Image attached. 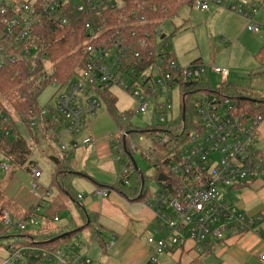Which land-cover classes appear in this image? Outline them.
<instances>
[{"label":"built area","instance_id":"built-area-1","mask_svg":"<svg viewBox=\"0 0 264 264\" xmlns=\"http://www.w3.org/2000/svg\"><path fill=\"white\" fill-rule=\"evenodd\" d=\"M151 1L21 0L3 6L0 10L3 24L0 73L6 67L23 64L18 75L26 85H31V90L28 95L20 93V98L35 93L36 101L29 110L15 111L9 104L0 105V145L10 137L11 126L17 118L29 126L46 127L60 152L76 150L79 147L76 142L68 148L55 130L64 127L67 136H75L83 129L85 117L96 114L99 102L88 97L80 102L85 90H104L116 85L136 103L134 113L144 115L151 107L156 123H151L148 131L139 137V141L143 136L148 137V150L143 151L135 143L131 129H127L131 123L125 114L119 116L122 126L110 137V143L114 161L121 162L117 181L123 185L129 184L138 154L156 170L159 189L150 196L148 205L165 231L159 239L147 240L152 250L148 263L156 264V256L175 250L183 234L198 248L208 242L225 240V234L231 230H235L236 236L247 232L260 235L258 228L264 218L246 216L226 200L225 191L242 188L253 180L264 181V154L253 148L258 130L264 125V100L261 98L241 107L223 90L227 84L226 69L199 63L182 68L173 58H167L168 45L162 41L166 36L163 31L166 19H155L157 6ZM190 7L203 13L215 8L238 15L247 21L245 29L252 34H258L262 27L253 17L260 8L264 10V0H191ZM160 8L163 12L167 10L166 6ZM68 9L92 17L84 24L87 43L82 47L83 67L69 81L59 85L45 69L42 59L46 57L39 59L40 69L37 70L34 62L38 57L31 56L24 43L42 17L66 25ZM28 63L31 66H27ZM208 72L222 82L211 87V91L202 88L192 94L180 92L178 112L174 114L168 104L172 100L171 90L196 86ZM43 83L63 88L53 107L37 106ZM190 95L194 105L185 123L184 102ZM180 115V122L176 124ZM92 143L93 139L85 138L80 144ZM0 171L11 172L8 156L0 159ZM40 176L39 168L32 169L30 191L38 197V203L30 215L12 221L9 213L0 208V229L23 232L29 226H37L36 215L51 196L49 189L38 193ZM108 193V189L98 188L92 195L107 198ZM82 199V195H77L78 201ZM7 250L8 256L1 264H38L42 256L54 258L58 264H92L88 259L67 256L52 248L10 243ZM259 260L264 263V253L259 255Z\"/></svg>","mask_w":264,"mask_h":264},{"label":"crops","instance_id":"crops-1","mask_svg":"<svg viewBox=\"0 0 264 264\" xmlns=\"http://www.w3.org/2000/svg\"><path fill=\"white\" fill-rule=\"evenodd\" d=\"M210 11L218 12L221 10L212 8ZM262 47L264 45L258 51ZM170 54L174 59L173 52H170ZM194 63L202 64L198 60H194L191 64ZM258 66L260 65L258 64ZM260 73L257 72L255 74L259 75ZM210 75L214 74L207 73L203 75L201 83H206L209 87H213L209 81ZM228 84L230 85V83L226 85ZM230 87L233 86L230 85ZM99 92L97 90H85L80 102L89 93L101 96ZM106 92L109 94L107 90ZM231 93L229 88L228 94L233 96ZM109 95L112 96L111 94ZM260 98L259 100H261ZM55 102H48L44 107H53ZM107 114L115 124L116 130L114 132L111 131V121L108 120L106 114L104 117L99 118L97 122H89L85 119L83 129L75 136H67L64 127L56 129L55 134L60 137L63 144L68 148L73 142L79 145L76 150H69L66 153L60 152L54 143V136L46 127L39 124L29 126L26 123L20 122L17 118L15 119L17 122L12 124L11 132L12 127L17 126L23 139H28L27 141L29 142L26 141L27 146L33 144L38 149V152L47 154L51 164V183L46 188L39 183V180L38 183L41 190L49 189L51 196L45 205L41 207L40 213L36 215L37 226H29L23 232L16 230L9 231V235L13 234L11 237L5 236V238L0 239V252L3 251L5 253L4 257H0V264L8 256L7 246L10 243L38 249L52 248L63 252L67 256L75 255L88 259L92 264H149L152 250L147 240L148 238L159 239L164 235L165 231L161 228L159 222L155 220L154 213L149 208L147 190L144 197L138 198L134 194V191L130 189L131 187L121 188L115 185L121 172V165L116 164L117 162L113 159L110 137L119 127L108 111ZM96 116L98 115L95 114L93 118ZM91 119L89 118V120ZM132 129L131 134L135 138V132L139 130L141 132V129L133 128V126ZM23 130H25L27 138L22 135ZM11 135L8 140L16 137V135L12 137ZM85 138L93 139V143L82 146L80 143ZM2 145L3 143L0 145V159L3 156L10 158L11 172L6 175L4 174V181L6 183L2 185L0 182V191L5 200L10 203V207L3 208L0 206V208L9 213L12 221H20L30 215L31 210L38 203V197L30 191L32 197L29 200L11 198L13 200L11 201L7 199L5 191L12 177L17 174V171L25 170L31 182L32 169L39 167L33 161V146L32 148L30 146L27 148L29 149V153L26 156L24 165L18 166L11 159V155L1 148ZM52 145H55L56 148ZM253 148L264 154V125L258 130ZM53 155L58 156L66 167V171L62 173V179L65 181V185L70 187L71 192L74 194L73 196H69L64 189L56 184L57 179L54 180L53 164L49 159ZM136 160L137 158H135V163L138 165ZM137 167L141 172L140 166L138 165ZM140 178H142V172ZM30 182L28 186L29 190ZM98 188L108 189V197L99 198L93 196L92 194ZM76 195H82L83 199L76 200ZM225 198L246 216L251 218L262 216L264 218L263 180H253L242 188L225 191ZM54 201H57V207L54 208L55 210H51L50 208ZM71 205L76 208L75 216L68 222L60 221V215ZM50 210L51 213H49ZM258 232L260 235L254 232H247L242 236H236L235 230H231L225 234V240L208 242L202 248H198L186 234H183L179 246L175 250L166 251L156 256V264H261L259 255L264 253V221L259 226ZM66 234H71V236L65 240L59 238L50 246L38 245L36 244L38 240H34L35 237L43 240L49 238V236H56L54 238H57V236L63 237ZM49 241L46 243H53ZM111 243L113 245L108 248ZM38 264L58 263L54 258L42 256L39 258Z\"/></svg>","mask_w":264,"mask_h":264},{"label":"rangeland","instance_id":"rangeland-1","mask_svg":"<svg viewBox=\"0 0 264 264\" xmlns=\"http://www.w3.org/2000/svg\"><path fill=\"white\" fill-rule=\"evenodd\" d=\"M253 21L262 26L258 34H252L246 31L245 25L247 21L238 15L223 10L203 13L196 11L189 6H183L177 12L175 17L164 22L163 31L167 37L168 49L171 53L173 52L174 59L180 67L185 68L194 60H198L204 66L224 68L229 74L227 83H230L235 89L250 91L256 94H264V64L258 66L254 58L258 49L264 45L263 8L259 9L258 13L253 17ZM42 61L47 72L51 73L52 64L46 58H43ZM257 72L261 73L256 75L255 73ZM209 81L213 87L218 86L222 82L221 79L215 75H210ZM62 91L63 88L58 84L53 86L47 85L39 96L38 106L41 108L48 102H55L61 95ZM107 91L116 100V114L118 116L122 114L127 115L133 128L143 130L146 126L151 125V123H156L155 114L151 107L147 109V112L144 115L134 113L137 106L128 93L116 85L108 86ZM180 92H182V90L179 88H174L170 92L172 100L168 104L171 106L174 114L178 112ZM87 97L99 102L100 107L96 113L98 116L95 118H93L94 115L86 116V121L97 122L98 119L102 116L104 117L105 114L108 116L107 108L100 95L89 93ZM194 97L197 98L198 96L196 95ZM261 98L264 99V97ZM8 100L9 96L7 98V94L0 96V102L2 104H9ZM249 100L254 103L259 100V97ZM89 118L92 119L89 120ZM108 120L111 121V131L114 132L116 130L115 124L109 116ZM22 135L27 138L25 130H23ZM139 137L140 134L135 135V143L143 151L148 150L150 147L148 137L143 136L142 141H139ZM25 140L27 141L28 139ZM29 146L32 148L33 144H29ZM52 146L56 148L55 145ZM54 147L53 149H55ZM136 158L140 170L146 179L147 196L149 199L150 196L156 193L159 189V183L155 179L156 170L150 162L142 159L139 154ZM122 160L126 161L124 157ZM33 161L36 162V165L42 170L39 183L45 188L49 187L51 183V164L48 160L47 154L40 153V151L38 152V149L34 147ZM116 164L120 166L121 162H117ZM0 179L1 184L4 185L6 182L4 181V174L1 171ZM29 182L30 178L25 170L17 171V174L12 177L9 186H7V190L5 191L7 199L11 200V198H19L29 200L32 197L28 188ZM41 192L42 190L38 193ZM75 212L76 208L71 205L67 210L63 211L59 220L68 222L75 216ZM4 256L5 253L1 251L0 257L2 258ZM260 263L264 264L262 262Z\"/></svg>","mask_w":264,"mask_h":264},{"label":"trees","instance_id":"trees-1","mask_svg":"<svg viewBox=\"0 0 264 264\" xmlns=\"http://www.w3.org/2000/svg\"><path fill=\"white\" fill-rule=\"evenodd\" d=\"M21 0H0V10L3 6L10 2H20ZM151 4H155L157 6V13L155 14V19H172L176 16L177 12L184 5L190 6L191 0H152ZM161 6H166V12H163L160 8ZM92 17L90 14H79L74 12L71 9H68V23L66 25H59L54 23L48 17H42L38 22L37 26L32 30L30 36L26 39L24 43V48L28 49L31 53V56H37L38 60L34 62V66L40 69V58L45 56L46 59L52 64V71L50 74L51 80H55L59 85H63L67 81H69L75 74L79 72V70L83 67L84 58L82 55V47L87 43V31L84 28V24L87 18ZM151 17V16H150ZM95 21V19H93ZM3 33V24H2V16L0 14V36ZM165 38L162 40L163 43L167 44V40ZM159 39V37H158ZM167 49V58H172L170 51ZM255 60L259 65L264 64V47H262L258 53L255 55ZM23 64L19 63L14 66H9L4 68V70L0 73V96H4L7 94V98L9 96V106H12L15 111L20 110H29L36 101V95L33 93L31 96H24L23 99L20 98V93L24 95H28V90H31V85H26L24 83V79L19 77V72L22 69ZM27 66H31V63H28ZM45 87V83L42 84L41 89ZM206 89L211 91V87H209L206 83H199L196 86H182L180 89L182 92H188L191 94L196 90ZM222 88V87H221ZM233 94V99L237 104L241 107H246L248 103L251 102L252 98L256 97H264V94H256L250 91H242L237 90L234 87H230V85H224L223 90L228 94V90ZM107 89L97 90L100 91L101 97L103 98L104 103L106 104L107 111L110 116L116 121L117 126H122L119 116L116 114L115 109V99L110 96L107 92ZM10 93V94H8ZM246 93V94H244ZM229 95V94H228ZM19 96V98H18ZM231 96V95H230ZM0 104H2L0 102ZM185 112H184V120L185 123L188 122L191 109L193 107V99L191 95L189 98L185 99ZM8 105V104H7ZM181 115L179 119L176 120V124L180 122ZM172 126H175L172 125ZM132 129V126L128 125L127 129ZM29 130V129H27ZM140 131V130H139ZM135 132L136 134H143L148 131V128H144L141 132ZM28 132V131H27ZM11 137L6 140L1 148L7 153L11 155V159L18 166H23L26 160V156L29 153V145H26V140L23 139L17 126L12 127ZM49 159L53 164V172H54V180H56V184L64 189V191L69 195L73 196L74 194L71 192L70 187L65 185V181L63 178V172L66 171V167L63 165V161L59 159L58 156H50ZM142 172V171H141ZM61 174V175H60ZM116 186L121 188L131 187L134 191L136 197L141 198L144 197L147 190L146 179L142 173V178L134 171L131 173L129 184L123 185L121 181H116ZM77 200V195L75 196ZM57 201H54L51 210H55L57 207ZM0 206L3 208L10 207V203L5 200L1 191H0ZM59 206V205H58ZM59 208H61L59 206ZM51 210L49 213H51ZM29 216V215H28ZM9 231H12L10 228H1L0 229V239L5 238V236L11 237L13 234L9 235ZM19 232V231H18ZM62 235V234H61ZM71 234H66L60 239L65 240L70 237ZM56 236H49V238L39 239V237H35L34 240H38V245L41 246H50L53 243H46L50 239ZM58 237V236H57Z\"/></svg>","mask_w":264,"mask_h":264},{"label":"water","instance_id":"water-1","mask_svg":"<svg viewBox=\"0 0 264 264\" xmlns=\"http://www.w3.org/2000/svg\"><path fill=\"white\" fill-rule=\"evenodd\" d=\"M134 169H135V172H136L139 176H141V172L139 171V169H138L136 163H134ZM160 179H162V178L160 177ZM61 237H62V236H59V237H57V238H54V239L50 240L49 242H54V241L58 240V239L61 238Z\"/></svg>","mask_w":264,"mask_h":264}]
</instances>
